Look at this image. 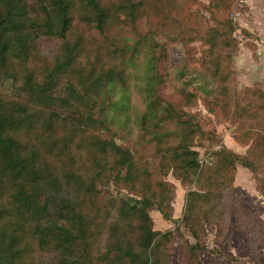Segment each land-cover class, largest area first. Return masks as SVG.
Segmentation results:
<instances>
[{"label": "trees", "instance_id": "16d2710c", "mask_svg": "<svg viewBox=\"0 0 264 264\" xmlns=\"http://www.w3.org/2000/svg\"><path fill=\"white\" fill-rule=\"evenodd\" d=\"M232 0H210L215 25L207 29L192 24V35L205 33L216 52L220 43L234 45L235 26L223 12ZM145 0H0V79H21L22 98L0 93V264H33L35 250H49L53 264H138L135 251L125 249L126 239L149 253L148 264H172L176 231L183 226L193 238L180 249L181 264H202L199 253L206 232L225 238L233 222L247 241L249 256L259 258L264 247V220L244 202L234 186L233 173L240 163L259 182L264 194V91L245 88L241 106L218 98L217 106L238 123L236 141L246 152L224 143L213 153L212 171L218 179L206 191H188L181 218L172 216V173L184 183L200 181V156L192 148L196 136L220 141L203 130L184 111L158 93L163 76L157 68L162 46L154 41L143 93L146 109L140 116L141 137L154 142L153 157L165 176H153L146 160L134 148L123 147L117 130L100 112L116 106L118 90L126 89L125 64L136 58L139 41L111 40L114 26L138 33L137 20ZM222 13V17L220 12ZM193 26V27H192ZM97 31L104 37L89 35ZM140 35V34H137ZM51 56L39 76L35 61ZM64 79L63 90L59 83ZM245 94V95H244ZM246 101V102H245ZM215 107L208 110L216 114ZM173 119L174 128L168 127ZM226 120V119H225ZM171 135L177 137L171 143ZM90 162L92 174L85 172ZM133 196L115 198L116 219L106 230L97 226L82 199L96 197V181L103 174ZM156 208L176 223L175 229L158 231L150 215ZM184 235V234H182ZM213 252L221 253L214 248ZM236 264L243 258L231 257Z\"/></svg>", "mask_w": 264, "mask_h": 264}, {"label": "rangeland", "instance_id": "374dc122", "mask_svg": "<svg viewBox=\"0 0 264 264\" xmlns=\"http://www.w3.org/2000/svg\"><path fill=\"white\" fill-rule=\"evenodd\" d=\"M209 3L210 0H145V5L137 20V34L140 35L129 30L125 31L119 26H114L108 33L111 40L116 39L119 42L133 43L132 40L137 39L139 50L136 58L125 64L126 89L115 93V99L120 102L116 106L106 107L100 115L105 116L109 124L117 130L115 138L119 144L123 147L134 148L138 157L140 159L143 157L148 162L154 177L165 175L153 157L155 143L142 138L140 129V116L147 106L143 93L146 71L154 65L150 64L151 54L159 53V51L152 50L154 41L162 46L157 68L163 76V81L158 86V93L171 102L176 110L186 112L188 115L184 118L193 120L203 130L211 131L222 139L220 142L206 135L193 138L192 148L197 150L200 156V181L184 183L172 171L166 175V180L173 183L175 188L171 204L172 216L176 220L181 218L185 212L189 190L206 191L217 181L218 174L211 168L215 162L213 153L222 146V143L228 149L243 154L246 152L247 146L236 141L239 134L236 119L231 118L228 112L224 116L226 120L223 119V112L217 108L218 98H226V103L236 107L244 104L242 92L245 88L258 87L264 91V41L261 38L262 36L264 38V0H232L230 6L223 12L235 26L231 35L235 42L234 45L220 43L217 46V49L222 50L219 64H224V68L219 69H217L216 52L210 48V44L205 39V33L192 35L189 30L192 24L203 29L215 25L216 20L213 19ZM219 12L222 17H225L221 11ZM88 33L89 35L95 34L97 38L104 37L97 31ZM45 54L43 61L33 63V68L39 76L51 56L49 48L46 49ZM249 64L252 66L250 67ZM257 64L262 65L258 68ZM245 72L247 79L246 77L241 79L240 74ZM64 83L62 79L59 83L60 91L63 90ZM20 85V77L15 80L4 77L0 79V93L8 98H22ZM212 102L216 106V114L208 110V105ZM174 122L173 119H169L168 127L174 128ZM170 140L169 144H175L177 137L171 135ZM83 166L85 172L92 174L93 170L90 168L89 161H84ZM236 173L237 170L233 173L234 186ZM108 177L104 173L96 181L95 200L91 201L89 194L83 193L82 195L94 223L105 230L107 223L116 219V212L112 205L113 199L133 196V193L127 189L117 187L115 181ZM252 177L254 178L253 175ZM253 182L258 193H261L258 180L254 178ZM239 192L247 206L250 208H252L250 204L257 206L258 214L253 211L259 220H264L261 219V216L264 217V203L262 204L258 198L251 197L248 192L243 190ZM150 215L158 231L175 229L177 226L174 221L164 218L156 206L150 208ZM181 230L175 233L172 264H181V246L185 240H193L183 226ZM205 245L208 249L199 253L202 264H236L230 259L231 257L243 258L246 264H258L263 254L262 247V254L259 258L249 256L245 235L236 228L233 222L229 225L225 238H222L220 233H216V230H208ZM122 247L136 252L138 264H148L149 253L137 248L130 239H126ZM214 248L220 249L221 253L213 252ZM33 254V264H53L54 262L51 259L54 255L49 250H35Z\"/></svg>", "mask_w": 264, "mask_h": 264}, {"label": "crops", "instance_id": "0c3cea01", "mask_svg": "<svg viewBox=\"0 0 264 264\" xmlns=\"http://www.w3.org/2000/svg\"><path fill=\"white\" fill-rule=\"evenodd\" d=\"M261 38L264 41L263 36ZM246 65H248V64H246ZM249 65H250V67L252 66V64H249ZM261 65L262 64H257L256 67L259 68V66H261ZM237 66H238V68H240L239 64H237ZM244 67H245V64H244ZM245 77H246V72L243 73V74H240V78L241 79H244ZM246 79H247V77H246ZM248 84H253V83H248ZM244 167H246V166H244L242 164H239L236 167V170H237L236 177H235V186H236V188L239 189V190H243L244 192H248L251 197L258 198V200L260 199L261 203L263 204L264 203V194L258 193V190L254 187V184H253L254 183L253 182L254 178L252 177L251 171L247 167H246L247 169H245ZM245 201H246V197H245ZM250 206L258 214L257 206L254 205V204H250ZM263 214H264V212H263ZM261 219H264V217L261 216ZM258 264H264V247H263V254L260 257Z\"/></svg>", "mask_w": 264, "mask_h": 264}]
</instances>
